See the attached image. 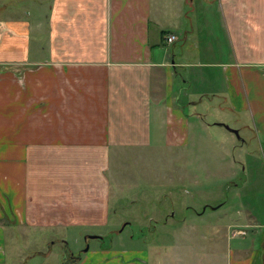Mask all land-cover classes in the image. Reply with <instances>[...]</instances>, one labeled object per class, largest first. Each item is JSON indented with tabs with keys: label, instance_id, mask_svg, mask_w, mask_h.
I'll return each mask as SVG.
<instances>
[{
	"label": "crops",
	"instance_id": "0c3cea01",
	"mask_svg": "<svg viewBox=\"0 0 264 264\" xmlns=\"http://www.w3.org/2000/svg\"><path fill=\"white\" fill-rule=\"evenodd\" d=\"M30 1L1 0L0 264L17 228L108 223L117 162L191 142L194 81L238 115L264 166V0H204L217 27L182 25L187 0ZM64 253L62 264H150L135 250Z\"/></svg>",
	"mask_w": 264,
	"mask_h": 264
},
{
	"label": "rangeland",
	"instance_id": "374dc122",
	"mask_svg": "<svg viewBox=\"0 0 264 264\" xmlns=\"http://www.w3.org/2000/svg\"><path fill=\"white\" fill-rule=\"evenodd\" d=\"M184 4L192 17H182V25L202 27L212 21L211 26H219L217 8H208L204 0ZM200 86L194 81L188 94L202 98L191 107L188 145L155 142L116 161L108 223L56 232L46 225H27L24 233L17 228L8 234L3 264H62L65 246L83 255L95 248L135 250L150 264H240L241 257L254 252L250 264H264V216L258 214L264 211L259 191H264V166L255 151L248 152L254 143H241L249 130L241 127L238 115L218 106L220 99L206 96ZM250 213L257 219L245 224Z\"/></svg>",
	"mask_w": 264,
	"mask_h": 264
},
{
	"label": "built area",
	"instance_id": "2783aa9c",
	"mask_svg": "<svg viewBox=\"0 0 264 264\" xmlns=\"http://www.w3.org/2000/svg\"><path fill=\"white\" fill-rule=\"evenodd\" d=\"M175 39H176V35L175 34H170V35L167 36V40L168 41H173Z\"/></svg>",
	"mask_w": 264,
	"mask_h": 264
},
{
	"label": "water",
	"instance_id": "95a60500",
	"mask_svg": "<svg viewBox=\"0 0 264 264\" xmlns=\"http://www.w3.org/2000/svg\"><path fill=\"white\" fill-rule=\"evenodd\" d=\"M228 126V125H227ZM233 131H235L236 133H238L239 132V130L238 129H233V128H231ZM92 236H97V235H92Z\"/></svg>",
	"mask_w": 264,
	"mask_h": 264
},
{
	"label": "flooded vegetation",
	"instance_id": "af4514ba",
	"mask_svg": "<svg viewBox=\"0 0 264 264\" xmlns=\"http://www.w3.org/2000/svg\"><path fill=\"white\" fill-rule=\"evenodd\" d=\"M69 255H71V253Z\"/></svg>",
	"mask_w": 264,
	"mask_h": 264
}]
</instances>
